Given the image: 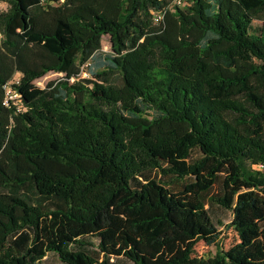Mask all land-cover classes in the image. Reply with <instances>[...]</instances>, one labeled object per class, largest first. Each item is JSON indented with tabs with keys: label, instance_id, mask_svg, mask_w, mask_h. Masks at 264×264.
<instances>
[{
	"label": "trees",
	"instance_id": "1",
	"mask_svg": "<svg viewBox=\"0 0 264 264\" xmlns=\"http://www.w3.org/2000/svg\"><path fill=\"white\" fill-rule=\"evenodd\" d=\"M0 3V264H264V0Z\"/></svg>",
	"mask_w": 264,
	"mask_h": 264
},
{
	"label": "rangeland",
	"instance_id": "2",
	"mask_svg": "<svg viewBox=\"0 0 264 264\" xmlns=\"http://www.w3.org/2000/svg\"><path fill=\"white\" fill-rule=\"evenodd\" d=\"M8 9V5L6 3H0V10L4 11ZM103 49L106 52H112V42L111 37L106 35L103 37ZM63 75L60 73H50L46 75L45 77L37 80L35 84L40 88H45L46 85L51 82L58 80ZM86 77V75H83ZM20 76H17L16 79L18 80ZM256 170L261 171L258 167H256ZM217 215L218 217L224 222L222 226L219 227L220 238L218 241L219 246L223 247L224 250H228L232 245L239 242L237 233L235 232L233 227H230L231 220H232V214L230 212H224V213H218L215 216V220L217 221ZM218 250V247L216 245H207L204 242H200L197 245L196 251L197 255L204 258H210L216 255Z\"/></svg>",
	"mask_w": 264,
	"mask_h": 264
},
{
	"label": "built area",
	"instance_id": "3",
	"mask_svg": "<svg viewBox=\"0 0 264 264\" xmlns=\"http://www.w3.org/2000/svg\"><path fill=\"white\" fill-rule=\"evenodd\" d=\"M178 3L181 4L182 0H178ZM20 83V80L16 79L10 83H8L5 86L6 90V95L4 99V106L6 107H12L15 106L18 109L23 108L22 100H21V95L18 93V91L15 89L14 85H18ZM261 171H264V165H259L257 166Z\"/></svg>",
	"mask_w": 264,
	"mask_h": 264
}]
</instances>
